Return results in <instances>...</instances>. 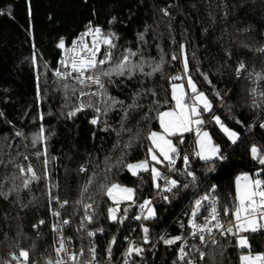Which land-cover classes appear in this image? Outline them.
<instances>
[{
	"label": "trees",
	"instance_id": "16d2710c",
	"mask_svg": "<svg viewBox=\"0 0 264 264\" xmlns=\"http://www.w3.org/2000/svg\"><path fill=\"white\" fill-rule=\"evenodd\" d=\"M31 8L29 16L26 0H0V9L11 13V17L0 16V112L3 113L0 117V190L16 188L8 199L0 196V264H4L3 259L10 260V254L18 253L21 248L29 250L31 258L40 264L52 258L56 242V236L50 231L54 210L71 220L69 232L76 243H81L84 249L85 244L96 246L99 264H113L132 236V243L145 251L142 257H130V264L133 261L135 264H174L180 242L169 246L160 237L188 235V216L194 199L215 185L220 203L231 206L236 177L264 167L250 154L253 145L264 148V131L259 127L264 119V104L261 109L254 108L250 94V89L257 84L264 91V81L236 77V66L241 60L254 72H264V58L255 56L254 51L262 43L264 0H31ZM162 8H168L171 16H164ZM89 21L105 32L116 33L117 54L130 48L139 50L149 64L159 62L162 56L166 61L162 72L150 77L137 73L133 79L113 78L115 84L109 85L108 91L124 101L125 106L132 103L135 93L140 94L138 103L142 107L131 110L127 120H122L123 110L119 106L96 125L89 122L96 115L92 109L68 119L63 114L69 110L65 100L54 92L56 84L62 86L53 72L58 68L60 55L57 45L61 39L70 42ZM139 34L144 35L146 43L140 41ZM180 44L186 45L188 74L213 100L215 114L239 133L240 140L233 144L214 122L208 124L207 130L227 159L217 162L215 171L210 172L209 164L191 155V170L199 177L198 186L165 194L171 202L160 195L153 204L156 218L138 226L134 219L139 213L138 205L153 196L155 187L150 173L133 176L125 165L148 157L151 142L147 136L160 130L159 112L174 106L171 85L184 80L171 81L170 77L183 75V61L182 57L172 60L171 56L173 53L180 56ZM148 71L151 69L146 64L145 72ZM201 73L206 74L211 84ZM215 91L220 92L223 101L215 97ZM67 96H71L70 91ZM92 99L96 103L99 98ZM68 103L75 105L79 101L72 97ZM40 112L44 113L43 122L39 120ZM210 115L206 114L205 119ZM104 120L110 126L109 131H103ZM41 123L48 136L47 171L51 174L52 193L60 201H69L63 208L48 196V181L41 179L32 183L30 189H24L23 178L16 168L18 164L27 167L30 162L37 174L44 176L45 157L34 155L42 151L43 145L33 147L26 140L38 132ZM121 123L125 130L118 136L112 129L119 130ZM18 131L23 136H16ZM183 138L190 139L188 135ZM126 144L131 147L125 148ZM106 158L109 159L106 161ZM110 165L114 166L105 171ZM81 166L89 171L81 172ZM166 169L165 166L163 172ZM93 171L97 174L96 180L84 194L86 203L91 202L87 199L89 195L95 201V218L89 230L101 227L104 232L89 238L84 231H78L83 209L76 201L81 198L82 186ZM174 178L181 183L190 179L183 174H175ZM112 182L136 189V203L121 205L118 216L125 217L123 223L110 221L107 209L113 204L99 187ZM124 208L128 209L126 214ZM41 220L44 224L39 225ZM143 226L150 228L151 243L143 241ZM246 235L254 252L264 251V235ZM112 237H116V243L111 245L109 259L106 249ZM235 245L236 238H223L219 244L209 245L204 251L205 258L197 264H241L239 257L245 250Z\"/></svg>",
	"mask_w": 264,
	"mask_h": 264
},
{
	"label": "snow or ice",
	"instance_id": "6c2138e0",
	"mask_svg": "<svg viewBox=\"0 0 264 264\" xmlns=\"http://www.w3.org/2000/svg\"><path fill=\"white\" fill-rule=\"evenodd\" d=\"M28 5V14L31 16V0H26ZM160 11L164 16H171L168 8H162ZM10 16V12H6L0 9V16ZM115 18H113L114 20ZM87 37H91V41L86 40ZM119 37L114 32H105L101 27L92 25L89 21L86 31L81 33L79 38L71 42V47L66 46V41L61 39L58 43V48L64 50L63 58L58 62L60 67L54 69V76L62 83V87L65 92L71 93V96L65 97V107L69 110L63 113L68 119H72L78 113L84 112L87 109H92L96 115L89 121L92 125H96L101 122L102 117H106L109 111H113L119 106L123 110L122 120L129 118V112L133 109L142 107L138 103L139 93L134 94V98L131 104L125 106V102L119 100L116 97L111 96L108 91V86L115 84L114 77L133 79L137 73L144 76H153L158 72H162L165 60L163 56L159 62L148 63L139 52V50H133L125 48L118 54L115 52L117 49V41ZM139 39L142 42L144 35L139 34ZM180 56L173 53L172 60H177L182 57L183 61V75H177L170 77L171 81L186 80L188 89H185V84L172 83L171 85V101H174V107L170 110L161 111L158 114V122L162 132L152 131L148 134L147 139L151 142V147L148 148V157L143 161L136 163H127L125 167L133 176H139L140 173H150L154 182V187L162 193V199L171 202L168 195L163 193H173L174 189L183 188L185 190L192 188L195 189L199 177L196 172L191 170V160L189 155L181 156V147L184 143L183 136L185 133L195 132L197 140L195 151L192 153L196 158L209 164L208 171L213 172L216 168V163L227 159L226 154L221 149V146L213 140L212 134L205 127L207 124L215 123L219 129L225 134L227 139L236 144L240 140V135L237 131L228 127L227 124L221 119L219 115L214 112L213 100L202 90L198 88L197 82L193 80L190 72L189 60L186 52V45L180 44ZM103 51V55L101 52ZM254 51L262 54L264 58V47L256 48ZM137 57H140L137 59ZM35 60V57L33 58ZM151 69V71L145 72V65ZM47 67V65H45ZM248 65L243 61H239L236 66V76L240 78L244 74L247 78H255L256 81H264V72H251L247 71ZM207 80V76L201 73ZM37 79H39L37 77ZM71 82V83H69ZM211 84L210 80H207ZM38 99H39V84H38ZM147 91V90H146ZM257 89L255 87L250 89V94L255 96ZM151 95L155 96L154 92ZM215 97L220 101L224 100L219 91H215ZM260 96L264 97V91L260 92ZM75 97L79 101L78 104L69 105L68 101ZM93 97L99 98L96 103L93 102ZM87 98V99H85ZM42 102V101H41ZM156 103H159L158 101ZM168 103V101H165ZM99 105V106H98ZM253 106L256 107L255 100ZM211 114L208 119H205V114ZM3 113L0 112V117ZM39 120L43 122L44 113H39ZM239 123V121H237ZM103 131H109L107 121L104 120ZM254 126V125H252ZM250 126V127H252ZM261 129H264V121L259 124ZM116 131L117 135H120L121 131H124V125L121 123L119 130ZM131 131V129H127ZM46 128L43 123L39 125L38 132L32 137L31 143L33 147L37 145H43L42 151H37L34 155L39 158L41 155L45 157L44 168L45 174L43 177L37 174L32 164L29 162L27 167L23 165H16L23 178V188L30 189V186L34 182H39L41 179L48 181V196L52 201L59 203L63 208L69 204L68 200L60 201L58 195H53L52 184L50 183L51 174L47 171L48 165V151H47V139ZM16 136H23L22 132H16ZM172 138H175V142ZM125 148L131 147V144H126ZM250 154L253 160L261 166H264V148L253 145L250 149ZM28 160V157H24ZM109 158H106V161ZM123 159V158H121ZM181 160L183 163V169H177V161ZM117 164L120 161L116 162ZM157 165H166L169 171L174 172L176 175L183 174L186 178L183 183L181 181L169 177L161 172ZM110 165L105 171H110ZM98 167V166H97ZM81 172H88L89 169L81 166ZM264 167L258 169L255 173H242L235 179V197L234 201L229 206L227 203L221 204L219 198L215 195L216 186L212 185L208 192H205L202 196H197L194 199V210L191 211V235L198 237L200 243L207 246L209 240L213 245L219 244V240L214 233H219L221 237L232 236L236 238V247L244 249L245 252L240 255L239 259L241 264H264V251L254 252L249 240V233H260L264 235ZM97 174L95 171L89 176L88 180L82 186L81 198L76 201L77 204L82 206L83 216L81 217L80 227L78 231L85 230V235L89 238L95 237L97 233H103L104 229L97 227L94 230H86L87 223H92L95 218V208L93 207L95 201L91 195L87 199L91 202L86 203L84 194L88 193L89 188L96 180ZM163 181V185L161 184ZM104 194L112 201L114 206H110L107 209L108 218L113 223H123L124 216H118L121 213V204L125 202H131L135 204L136 189L121 185L116 182L110 184L99 185ZM16 190L15 186L9 188L7 191L0 190V196L4 199H8L12 193ZM141 210L140 215H136V220H153L156 218V209L152 204L151 199H145L138 205ZM210 207V211L208 208ZM128 209L124 208L123 213H127ZM201 211L207 214L203 216L204 223H197V218ZM52 214L59 218L61 213L59 210H54ZM70 219H64L57 224L52 225V230L58 234V238L54 245V252L56 258H49L46 264H99L96 260L97 250L93 243L89 244L88 253L89 258L82 260L78 257H84V248L81 247L79 251H72L67 247V240L62 234V228L64 225H69ZM44 224L41 220L39 225ZM39 225H34V228H38ZM143 241L144 243H151L149 239L150 228L147 226L142 227ZM207 233V238L205 236ZM165 245H174L177 242L182 244L178 249V261L183 264H196L194 258L190 256V253L185 251L187 247V240L183 236H175L172 238L160 237ZM116 237H112L110 246L106 249L108 258L111 259L112 247L115 245ZM192 249L195 252H199V259L205 258V253L200 251L199 247L192 245ZM145 249L142 246H137L134 243L129 244L126 250V257L143 256ZM222 254V252H221ZM11 260L5 261L4 264H37L35 260L31 258L29 250L21 248L18 253H11ZM124 264H129V260L125 259ZM132 264H135L133 261ZM176 264V262H174Z\"/></svg>",
	"mask_w": 264,
	"mask_h": 264
},
{
	"label": "built area",
	"instance_id": "2783aa9c",
	"mask_svg": "<svg viewBox=\"0 0 264 264\" xmlns=\"http://www.w3.org/2000/svg\"><path fill=\"white\" fill-rule=\"evenodd\" d=\"M88 23H89V22H88ZM88 23L84 26V28H83L80 32H78V34H77V35H76V36H75L70 42L66 43V46H67V47H71V42L77 40V39L79 38L80 34L86 31V27H87ZM91 23H92V25H94V26H99V25H97V24L94 23V22H91ZM99 27H100V26H99ZM86 40H88V41L90 42V41H91V37H87ZM260 47H264V31H263V33H262V43H261V45L259 46V48H260ZM63 55H64V50L60 49V55H59V60H58V62L63 58ZM101 55H103V51L101 52ZM257 55H262V54L259 53V52H255V56H257ZM59 67H60V65H59V63H58V68H59ZM247 71H248L249 73L254 72V70L251 69L249 65H248V69H247ZM236 77H237V76H236ZM241 77H246V76H245L244 74H242ZM241 77H240V78H241ZM253 78H254V77H253ZM255 88L257 89V93H256L255 96H252V95H251V98H252V102H251V103H252V105H253V101L255 100L257 106H256V107L253 106V107H254V108H257V109H261V108L263 107V104H264V103H263V97L260 96V92H261V91H260L259 88H258V84L255 86ZM263 121H264V119H263ZM207 126H208V124H207L205 127H207ZM261 130L264 131V129H261ZM188 136L190 137V139H188V138H183L184 143H183L182 145H180V147H181V149H182V151H181V156H183V155H189L190 158H191L192 153L195 151V146H196V140H197V137H196V134H195L194 131H193V132H189ZM192 156H193V155H192ZM194 157H195V156H194ZM183 167H184V166H183L182 161H181V160H178V161H177V164H176V168L182 170ZM163 173H164L165 175L169 176V177H172V178H174V175H175V173L172 172V171H169L168 168H167L166 171L163 172ZM161 184L163 185V181H161ZM165 194H168V193H163V195H165ZM160 195H162V193H161L159 190H157V189L155 188V193H154L153 196L150 198V199L152 200V204H154V201H155ZM201 196H202V195H201ZM193 210H194V204H192V207H191V210H190V212H189V216H188V230H189V231H188V235L185 236L184 239L187 240V247L185 248V251H187V252L190 253V256H191L192 258L195 259L196 264H197V261L200 260V259H199V252H195V251H193V249H192V245H196L197 247H199L200 251L204 252L205 249H206L209 245H213V244H212V243L210 242V240H209L207 246H205V244L200 243L198 237H193V236L191 235L192 229H191V215H190V213H191V211H193ZM208 211H210V207L208 208ZM60 213H61V212H60ZM140 214H141V210L139 209V213H138V215H140ZM206 214H207L206 212L201 211L200 215H199L198 218H197V223H204V221H203V216L206 215ZM62 220H64L62 214H61V216H60L59 218L53 216V222H52V224H51V226H50V231L56 236V240H57V238H58V234L52 230V225H53V224H57V223H59V222L62 221ZM143 221H145V220H144V219L137 220L138 226H139L140 224H142ZM80 223H81V219H80ZM92 223H93V222H92ZM92 223H87V229H86V230H89V228H90V226H91ZM69 226H70V224H69V225H64L63 228H62V234H63V236H64V237L66 238V240H67V247H69L72 251H79V249L82 247V246H81V243H80V244L76 243L77 241L73 238V236H72V235L70 234V232H69ZM82 231L85 232V230H82ZM214 235L216 236V238H217L219 241H220L221 239H223V238H234V237H232V236L221 237V236L219 235V233H214ZM205 236H206V238H207V233H205ZM132 238H133V236L130 237V238L128 239L126 247H125L124 250L121 252V254L118 256V258L113 262V264H124L125 259H128V260H129V264H130V258H129V257H126V250H127V248L129 247L130 242L132 243ZM181 244H182V241L179 243V247L181 246ZM84 246L86 247V249H84V250H85V252H84V257H78V259L85 260V259H88V258H89V253H88V247H89V244H85ZM213 246H214V245H213ZM179 247H178V249H179ZM178 249H177V257H178ZM204 253H205V252H204ZM52 258H56V254H55V253H54V256H53ZM10 260H11V259H10ZM47 260H48V259H47ZM47 260H46V261H47ZM96 260H97V257H96ZM5 261H8V260H7V259H3V262H5ZM46 261L43 262V263H41V264H46ZM97 261H98V260H97ZM13 264H16V262L14 261ZM37 264H40V263H37ZM176 264H183V262H180V261H178V259H177V260H176Z\"/></svg>",
	"mask_w": 264,
	"mask_h": 264
},
{
	"label": "rangeland",
	"instance_id": "374dc122",
	"mask_svg": "<svg viewBox=\"0 0 264 264\" xmlns=\"http://www.w3.org/2000/svg\"><path fill=\"white\" fill-rule=\"evenodd\" d=\"M54 92L56 94H59V98H61L62 100L63 99L65 100V97L67 96V92L64 91L62 86L56 84V86L54 87ZM32 137H33V135H32ZM32 137L30 136V137H28V139L25 138L26 140H28L29 145H31V146H32V143H31ZM6 139H8V136H6ZM241 250H244V249H241Z\"/></svg>",
	"mask_w": 264,
	"mask_h": 264
},
{
	"label": "crops",
	"instance_id": "0c3cea01",
	"mask_svg": "<svg viewBox=\"0 0 264 264\" xmlns=\"http://www.w3.org/2000/svg\"><path fill=\"white\" fill-rule=\"evenodd\" d=\"M183 84H185V89L186 90H188L189 92H190V89H188V85H187V83H186V80H184V82H182ZM177 84H181V83H177ZM174 102V101H173ZM175 106V105H174ZM173 106V107H174ZM206 114H209V113H206ZM205 114V115H206ZM157 132H162V129L160 128V130L159 131H157ZM189 133H185L184 134V136H186V135H188ZM173 139V141L175 142V138H172ZM166 165H157V167L161 170V172L163 173V171H164V167H165ZM142 173H144V172H142ZM141 174V173H140ZM153 180V179H152ZM154 183V182H153ZM111 201V200H110ZM111 203H112V201H111ZM125 203H128V202H125ZM125 203H123V204H125ZM122 205V204H121ZM114 206V205H113ZM118 215H119V213H118ZM111 221V220H110ZM112 222V221H111Z\"/></svg>",
	"mask_w": 264,
	"mask_h": 264
}]
</instances>
